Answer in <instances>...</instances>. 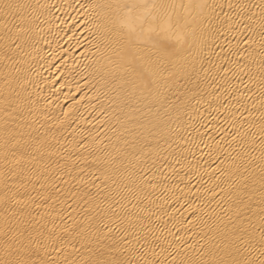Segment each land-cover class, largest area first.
<instances>
[{
    "label": "bare ground",
    "instance_id": "obj_1",
    "mask_svg": "<svg viewBox=\"0 0 264 264\" xmlns=\"http://www.w3.org/2000/svg\"><path fill=\"white\" fill-rule=\"evenodd\" d=\"M0 264H264V0H0Z\"/></svg>",
    "mask_w": 264,
    "mask_h": 264
}]
</instances>
